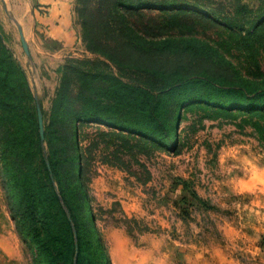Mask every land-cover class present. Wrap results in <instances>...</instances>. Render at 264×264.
I'll return each mask as SVG.
<instances>
[{"label":"rangeland","instance_id":"obj_1","mask_svg":"<svg viewBox=\"0 0 264 264\" xmlns=\"http://www.w3.org/2000/svg\"><path fill=\"white\" fill-rule=\"evenodd\" d=\"M178 1L74 0L56 16V2L33 1L38 12H27L20 0H0V72L14 63L10 76L25 75L43 101L47 148L73 145L57 155L55 185L76 216L84 261L264 253V0ZM140 89L160 97L161 117L145 133L120 123L143 120L125 98ZM79 95L109 107L111 121L76 120L80 136L69 141L68 111L80 112L70 100ZM7 183L0 158V264H36L11 216L17 197Z\"/></svg>","mask_w":264,"mask_h":264},{"label":"trees","instance_id":"obj_2","mask_svg":"<svg viewBox=\"0 0 264 264\" xmlns=\"http://www.w3.org/2000/svg\"><path fill=\"white\" fill-rule=\"evenodd\" d=\"M118 1L131 7L184 4L178 0ZM9 67L12 72H0V158L9 174L6 189L14 190L17 197L9 205L11 216L34 245L36 252L32 256L36 264H100L90 258L84 261L76 216L63 198V192L55 185L62 165L61 158L57 155L71 150L73 145L68 142L62 146L53 144L47 148L48 127L45 125L42 136L39 120V108L44 118L47 114L44 103L33 94L25 75L17 74L18 78L10 76L16 68L14 63H10ZM58 95L60 105L66 108L70 104L67 102V90L61 88ZM92 96L88 98L79 95L70 100L80 103V112L68 111L74 118L67 128L66 137L69 141L80 136V125L76 120L111 121L107 114L109 107L99 106ZM125 98L129 100L130 107H136L142 112L143 120L129 116L120 123L131 131L148 132L146 123L161 117L160 97L140 89ZM112 99V103L121 101L118 96ZM14 165L20 167L19 173L25 178L19 180L20 176ZM42 179L46 180L44 185L41 183ZM21 181L25 187L21 186Z\"/></svg>","mask_w":264,"mask_h":264},{"label":"crops","instance_id":"obj_3","mask_svg":"<svg viewBox=\"0 0 264 264\" xmlns=\"http://www.w3.org/2000/svg\"><path fill=\"white\" fill-rule=\"evenodd\" d=\"M1 1H9V0H1ZM25 3L24 9L27 12H38L37 8L34 9L32 2L37 0H20ZM39 2H43L44 4L47 3H54V7L50 11L53 13H59L65 12V6L64 2H72L74 0H38ZM51 6V5H49ZM21 9V8H17ZM46 12V11H45ZM57 16V14H56ZM9 254H12L13 252L11 249H6ZM192 253V254H191ZM194 252L188 251V256L186 260L182 258V256L175 254V264H245V259H249L252 264L253 259L255 260V264H258L259 260H262L264 262V253L261 251L260 247H256L255 251L251 253L252 254H245L244 252H236L233 250H222L220 252H207V251H199L198 254H193ZM262 255V256H261ZM261 256V259H260Z\"/></svg>","mask_w":264,"mask_h":264},{"label":"water","instance_id":"obj_4","mask_svg":"<svg viewBox=\"0 0 264 264\" xmlns=\"http://www.w3.org/2000/svg\"><path fill=\"white\" fill-rule=\"evenodd\" d=\"M20 32H21V37H22V42H23V46L25 48V50L27 52H29V48H28V43L25 39V36L23 34V31L20 29ZM39 120H40V126H41V133H42V136H44V119H43V112L41 110V108H39Z\"/></svg>","mask_w":264,"mask_h":264}]
</instances>
